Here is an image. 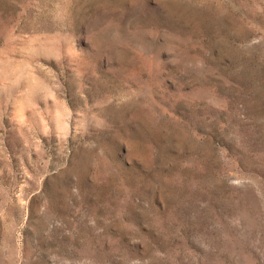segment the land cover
Returning <instances> with one entry per match:
<instances>
[{
  "label": "rangeland",
  "instance_id": "rangeland-1",
  "mask_svg": "<svg viewBox=\"0 0 264 264\" xmlns=\"http://www.w3.org/2000/svg\"><path fill=\"white\" fill-rule=\"evenodd\" d=\"M0 264H264V0H0Z\"/></svg>",
  "mask_w": 264,
  "mask_h": 264
}]
</instances>
